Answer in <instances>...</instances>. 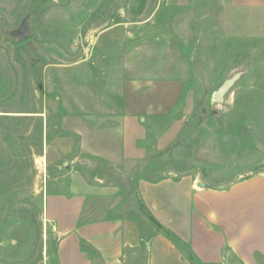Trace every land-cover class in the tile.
<instances>
[{
	"label": "rangeland",
	"instance_id": "obj_1",
	"mask_svg": "<svg viewBox=\"0 0 264 264\" xmlns=\"http://www.w3.org/2000/svg\"><path fill=\"white\" fill-rule=\"evenodd\" d=\"M25 21L27 38L19 41L14 33ZM128 78L184 84L175 113L156 120L147 139L153 147L171 120L184 117L169 147L151 149L117 175L111 166L82 157L87 176L104 174L121 185L120 211L137 221L144 239L157 229L138 198L140 179L191 176L226 188L264 172L263 6L240 7L231 0H0L1 264L44 263L49 249L54 259L52 228L38 207L50 172L46 141L61 135L65 108L93 110L104 88L120 90ZM127 253L125 264H146L144 250Z\"/></svg>",
	"mask_w": 264,
	"mask_h": 264
},
{
	"label": "crops",
	"instance_id": "obj_2",
	"mask_svg": "<svg viewBox=\"0 0 264 264\" xmlns=\"http://www.w3.org/2000/svg\"><path fill=\"white\" fill-rule=\"evenodd\" d=\"M231 1L264 7V0ZM101 93L93 110L65 108L61 135L46 141L44 162L50 172L38 207L52 228L55 253L39 264H125L132 250H144L146 264H192L165 235L144 239L137 221L120 211L121 185L104 174L87 176L82 159L95 158L117 175L151 149L169 147L179 137L184 117L171 120L153 147L147 139L155 121L172 116L183 101V82L128 78L120 90L104 88ZM55 169L62 173L53 175ZM136 189L157 222L190 247L195 264H264V172L226 188L185 176L140 179Z\"/></svg>",
	"mask_w": 264,
	"mask_h": 264
},
{
	"label": "trees",
	"instance_id": "obj_3",
	"mask_svg": "<svg viewBox=\"0 0 264 264\" xmlns=\"http://www.w3.org/2000/svg\"><path fill=\"white\" fill-rule=\"evenodd\" d=\"M162 180H164V179H159V180H156V181H150V180H148V181H150V182H159V181H162ZM137 195H138L139 200L141 201L139 194H137ZM141 203H142V201H141ZM142 206L147 212L148 219L156 226L157 230H156L155 234L159 233V234L165 235L168 239H170L181 250V252L185 255V257L192 264H195L196 263V259L194 258L190 247L185 242H183L176 234H174L171 230L165 228L159 222H157V220L147 211V209H146V207L144 206L143 203H142ZM154 235H152L150 239H152V237ZM52 241H53V239H52ZM48 255L49 256L52 255L50 249L48 251Z\"/></svg>",
	"mask_w": 264,
	"mask_h": 264
},
{
	"label": "water",
	"instance_id": "obj_4",
	"mask_svg": "<svg viewBox=\"0 0 264 264\" xmlns=\"http://www.w3.org/2000/svg\"><path fill=\"white\" fill-rule=\"evenodd\" d=\"M28 29H29V22L25 21L24 24L21 26V28L14 33V37L19 41L25 40L27 38ZM37 163H41L40 160H37Z\"/></svg>",
	"mask_w": 264,
	"mask_h": 264
}]
</instances>
